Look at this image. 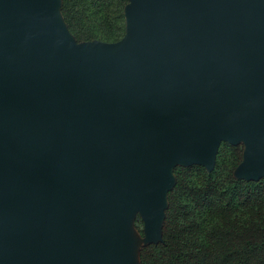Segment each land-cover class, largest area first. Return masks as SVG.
Here are the masks:
<instances>
[{
	"label": "water",
	"instance_id": "1",
	"mask_svg": "<svg viewBox=\"0 0 264 264\" xmlns=\"http://www.w3.org/2000/svg\"><path fill=\"white\" fill-rule=\"evenodd\" d=\"M56 3L0 0V264H133L175 166L244 141L234 176L264 178V0H128L89 46Z\"/></svg>",
	"mask_w": 264,
	"mask_h": 264
},
{
	"label": "trees",
	"instance_id": "2",
	"mask_svg": "<svg viewBox=\"0 0 264 264\" xmlns=\"http://www.w3.org/2000/svg\"><path fill=\"white\" fill-rule=\"evenodd\" d=\"M127 3L112 0L104 10L113 27L107 40L124 34ZM62 14L72 27L65 4ZM229 148L231 161L218 152L210 172L201 165L173 168L161 240L140 247V264H264V178H236L243 146Z\"/></svg>",
	"mask_w": 264,
	"mask_h": 264
},
{
	"label": "rangeland",
	"instance_id": "3",
	"mask_svg": "<svg viewBox=\"0 0 264 264\" xmlns=\"http://www.w3.org/2000/svg\"><path fill=\"white\" fill-rule=\"evenodd\" d=\"M111 2L112 0H57L56 11L74 44L78 46H89L99 43H115L123 37L124 34L115 40L106 39V35L113 27L108 23L104 10H107L108 3ZM62 4L66 5L67 12L70 16L68 18L72 23V27L68 26L67 18L62 14ZM230 145L233 144L228 141L220 142L215 155V162L218 157V152H221L219 153L221 158H224L226 161H231L232 154L229 148ZM237 145H242L243 148L245 147L244 141ZM124 228L126 239L132 244L131 248L134 253L133 264H140L138 250L147 238L144 221L140 213L133 212L129 218V224H124Z\"/></svg>",
	"mask_w": 264,
	"mask_h": 264
}]
</instances>
